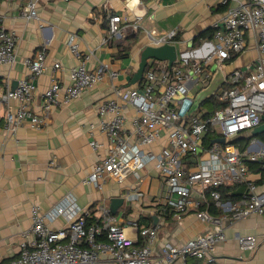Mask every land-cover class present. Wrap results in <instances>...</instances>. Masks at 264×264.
Here are the masks:
<instances>
[{
    "label": "built area",
    "instance_id": "obj_1",
    "mask_svg": "<svg viewBox=\"0 0 264 264\" xmlns=\"http://www.w3.org/2000/svg\"><path fill=\"white\" fill-rule=\"evenodd\" d=\"M232 1L237 4L229 7L221 23L215 26L212 40L183 51L172 67L161 71L151 68L142 87L118 90L119 100L99 105L100 129L108 135L110 148L84 179L85 184L103 190L107 179L122 182L131 175L139 177L141 170L153 164L162 177L163 189L148 217L171 216L182 224L187 214L194 213L211 229L182 243L168 242L156 253L159 221L156 225H144L135 219L124 226L105 202L98 203L94 210L84 211L69 200L48 212L35 205L31 210L33 239L28 241L24 235L19 256L8 264H175L179 261L218 264L217 247L226 241L223 220L237 221L252 214L264 216V185L260 187L249 178L248 166V162L259 163L264 171V147L247 152L235 143L241 133L261 125L264 117V0H221V3L227 5ZM24 3L23 15L37 18L36 0ZM127 26L123 16H111L110 38L122 36ZM248 35L257 40L260 56L245 68L226 74L227 86L217 94L218 101L225 106L209 115L192 110L193 86H208L216 71L223 72L233 56L248 47ZM148 36L161 47L173 45L177 33L158 37L148 32ZM70 48L80 63L72 69L68 86L54 80L45 91L41 106L45 117L60 105L62 93L63 102L70 103L95 88L105 76L118 77L119 73L108 65L87 69L78 45L72 43ZM16 60L15 36L0 19V65L13 66ZM26 64L31 78L20 80L0 100V105L10 100L19 103L16 112L7 115L6 128L12 133L24 121L33 125L41 122L31 113L29 103L37 88L36 79L48 67L46 48ZM53 66L61 67L59 63ZM125 104L136 112L129 128L123 113ZM208 137L213 138L210 145H206ZM220 138L225 139V144L215 141ZM161 139H166V143L155 152L153 147ZM90 146L97 150L101 144L93 141ZM226 185L244 187L245 192L237 200H224L219 189ZM141 196L136 188L129 200ZM203 205L207 209H202ZM212 206L223 215L212 214L209 211ZM60 216L70 220L68 226L51 229L48 222ZM238 240L243 251H254L257 247L253 235L240 236ZM189 259L199 262L189 263Z\"/></svg>",
    "mask_w": 264,
    "mask_h": 264
},
{
    "label": "crops",
    "instance_id": "obj_2",
    "mask_svg": "<svg viewBox=\"0 0 264 264\" xmlns=\"http://www.w3.org/2000/svg\"><path fill=\"white\" fill-rule=\"evenodd\" d=\"M24 1L0 2V19L14 34L17 51L13 66L0 65V100L20 80L31 78L26 61L43 48L48 67L36 79L37 88L29 103L31 113L41 119L40 123L24 121L12 133L6 128L7 115L15 113L19 103L10 100L0 105V264H8L19 256L24 235L28 241L33 239L31 210L35 205L48 212L69 200L82 211L94 210L101 202L112 209V199L124 198L116 213L121 224L125 226L138 219L144 225H154L155 219L147 214L162 192L163 180L153 164L141 170L139 177L131 175L122 182L107 179L103 190L84 183L110 148L108 135L100 129L98 107L104 101L119 100L118 90L142 87L151 68L161 71L170 67L168 61L149 59L141 73L143 53L150 47H160L152 43L148 32L159 37L175 31L173 45L180 56L183 51L212 40L214 35L195 42L200 34L220 24L229 7L237 4L232 1L224 5L221 0H36L37 18L28 19L23 15ZM113 15L123 16L128 23L122 36L116 38L109 36V19ZM247 41L248 47L234 55L223 72L216 71L208 86L192 85L194 99L202 91H211L195 112L207 115L212 111L219 102L218 92L227 86L226 74L245 68L260 56L255 37L248 35ZM72 43L78 45L87 69L108 65L119 73L118 77L105 76L95 88L70 103L63 102L62 93L60 105L45 117L41 108L45 91L54 80L68 86L72 69L80 63V58L71 51ZM56 63L61 65L59 69L54 68ZM123 113L129 128L135 109L125 104ZM165 140L161 139L153 150L159 152ZM236 140L246 146L245 151L254 152L264 147V132L253 136V130L246 131ZM93 141L101 147L93 149L90 146ZM252 164L248 162V166ZM249 178L260 187L264 185V171L260 168L251 169ZM136 188L142 196L131 201L129 195ZM201 207L207 209L205 205ZM211 208L212 214L223 215L215 206ZM155 218L160 222L154 245L156 253L168 242L182 243L211 229L194 213L187 214L182 224L171 216ZM69 222L60 216L48 225L58 230L66 228ZM223 224L226 241L217 247L218 264H264V216L252 214L237 221L226 218ZM128 233L132 235L131 230ZM246 235L257 238L254 251L240 248L238 238ZM195 262L199 261L189 259V263Z\"/></svg>",
    "mask_w": 264,
    "mask_h": 264
},
{
    "label": "water",
    "instance_id": "obj_3",
    "mask_svg": "<svg viewBox=\"0 0 264 264\" xmlns=\"http://www.w3.org/2000/svg\"><path fill=\"white\" fill-rule=\"evenodd\" d=\"M178 58L177 48L174 45H164L161 47H150L146 49L142 56V63H141V73L143 74L145 68L147 66V62L149 59H156L159 61H168L169 66L172 67L173 64L176 62ZM264 132V117H263V124L259 125L255 129H253V136H257ZM216 142L221 144H225V139L220 138L216 139ZM245 192V188L241 187L234 192L235 195H242ZM124 198H114L112 199V211L116 215L118 208L124 203ZM158 223V219L155 218L156 225Z\"/></svg>",
    "mask_w": 264,
    "mask_h": 264
},
{
    "label": "trees",
    "instance_id": "obj_4",
    "mask_svg": "<svg viewBox=\"0 0 264 264\" xmlns=\"http://www.w3.org/2000/svg\"><path fill=\"white\" fill-rule=\"evenodd\" d=\"M0 2H1V0H0ZM214 33H215V28H213V29H209V30H207L206 32L200 34V36H199L198 38H196L195 42H196V43H197V42H200V41H201L202 39H204V38H211V37L214 35ZM224 106H225L224 103L218 102V103L215 105V108H214L212 111H210L209 113H207V115L212 114L215 110H217V109H219V108H222V107H224ZM212 139H213V138L208 137L207 142H206V145H210V143L212 142ZM240 142H241L240 140H238V141L236 140V141H235V143H236L237 145H239L240 149H241L242 151H245L246 146H241V143H240ZM251 163H253V164L249 166L250 170H251V169H258V168L261 169V165H260L259 163H254V162H251ZM261 170H262V169H261ZM238 188H239V187H237V186L226 185V186H222L219 190H220V192H221L222 197H223L224 200L234 201V200H237V199L240 198L239 195H235V194H234V192H235L236 190H238ZM210 210H212L211 207H210ZM213 212H214V211H213ZM214 213H215V212H214ZM215 214H216V213H215Z\"/></svg>",
    "mask_w": 264,
    "mask_h": 264
},
{
    "label": "rangeland",
    "instance_id": "obj_5",
    "mask_svg": "<svg viewBox=\"0 0 264 264\" xmlns=\"http://www.w3.org/2000/svg\"><path fill=\"white\" fill-rule=\"evenodd\" d=\"M208 89V88H207ZM211 95V91H208V92H200L197 97H195V103H194V106H193V109L192 110H196L197 107L200 105L201 101L206 97V96H209Z\"/></svg>",
    "mask_w": 264,
    "mask_h": 264
}]
</instances>
